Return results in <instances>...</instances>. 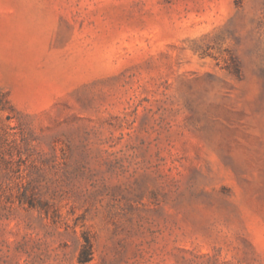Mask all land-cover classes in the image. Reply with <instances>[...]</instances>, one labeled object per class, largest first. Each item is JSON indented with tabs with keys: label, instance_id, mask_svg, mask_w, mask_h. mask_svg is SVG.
Listing matches in <instances>:
<instances>
[{
	"label": "rangeland",
	"instance_id": "rangeland-1",
	"mask_svg": "<svg viewBox=\"0 0 264 264\" xmlns=\"http://www.w3.org/2000/svg\"><path fill=\"white\" fill-rule=\"evenodd\" d=\"M0 101V264H264V0H0Z\"/></svg>",
	"mask_w": 264,
	"mask_h": 264
},
{
	"label": "trees",
	"instance_id": "trees-1",
	"mask_svg": "<svg viewBox=\"0 0 264 264\" xmlns=\"http://www.w3.org/2000/svg\"><path fill=\"white\" fill-rule=\"evenodd\" d=\"M5 104H9V102L6 100ZM0 108L4 110V105L3 103H1V101H0ZM91 253H92L91 244L88 239H85L80 254L78 256L79 263L84 264L85 262L89 261Z\"/></svg>",
	"mask_w": 264,
	"mask_h": 264
}]
</instances>
